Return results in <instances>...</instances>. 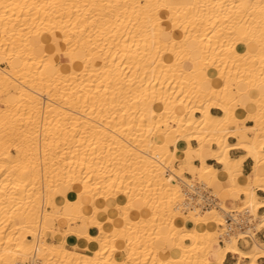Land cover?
Listing matches in <instances>:
<instances>
[{"label": "bare ground", "instance_id": "6f19581e", "mask_svg": "<svg viewBox=\"0 0 264 264\" xmlns=\"http://www.w3.org/2000/svg\"><path fill=\"white\" fill-rule=\"evenodd\" d=\"M127 2L0 0V264H259L257 237L218 238L232 210L264 228V0ZM184 170L227 180L216 207Z\"/></svg>", "mask_w": 264, "mask_h": 264}, {"label": "built area", "instance_id": "2783aa9c", "mask_svg": "<svg viewBox=\"0 0 264 264\" xmlns=\"http://www.w3.org/2000/svg\"><path fill=\"white\" fill-rule=\"evenodd\" d=\"M182 187L186 198L189 199L192 204H196L198 208L202 210H207L211 207H216L218 203V198L213 191L212 187L208 184L197 180H191V183H183ZM260 213V210H259ZM262 214V213H260ZM224 218V234L219 235L220 242L223 243V238L237 233H242L244 236L239 242H244L248 240L253 241L254 237L258 238V235L262 233V230H259L258 223L260 221L259 216L253 215L249 209L246 210H232L226 212L223 215ZM20 264H47L46 261L39 256L36 251L31 253L29 260L24 261Z\"/></svg>", "mask_w": 264, "mask_h": 264}, {"label": "rangeland", "instance_id": "374dc122", "mask_svg": "<svg viewBox=\"0 0 264 264\" xmlns=\"http://www.w3.org/2000/svg\"><path fill=\"white\" fill-rule=\"evenodd\" d=\"M132 0H129V2H127V3H129V5H130V7H128L127 8V10H132V9H137V5H138V2H136V0H133L132 2H131ZM103 3H104V6H103V8L105 9L104 10V12H107L108 11V0H103ZM135 6V7H134ZM110 8V7H109ZM107 9V10H106ZM110 9H113V7H111ZM79 13V12H78ZM80 13H81V11H80ZM96 13V12H95ZM90 14V13H89ZM86 15H87V13H86ZM90 16V15H89ZM50 56V58H51V55H49ZM65 55H62L61 57L63 58ZM62 61V60H61ZM2 67H4V68H6L7 70L8 69H10V67H9V65L6 63V62H3L2 64H0ZM19 89V84H17V85H15V87L13 88V90L14 91H17ZM240 123H237L236 125H239ZM247 124H253V122H250V121H248L247 122ZM19 126V125H18ZM68 126H71V121L70 120H67V127ZM77 128H79V129H82L83 128V125H81V124H79L78 126H77ZM68 130H70V127H69V129ZM8 137V138H7ZM11 136H4L3 138L8 142V144L11 146V147H9V149H10V151H12L13 153H15V155H17L18 157H19V150H17V149H15L14 147H15V143H16V147H18L17 145H19V142H21V140L23 139H20L19 138V134H18V139H17V137L16 138H13V140H12V138H10ZM24 137V136H23ZM44 139H43V141L45 142V144H43V148L42 149H40L41 150V152H40V150L39 149H37V150H39V153H38V151L36 150V152H35V149H33V147H31L30 148V152L28 151L27 153H29V156L30 157H36L35 155H36V153H38L37 154V156H40L42 153H45L44 155L45 156H47V155H49V153L52 151L50 148H49V145L47 144V142L49 143L50 142V140L49 139H51L49 136H45V137H43ZM10 140H11V143H10ZM20 140V141H19ZM230 141H231V138H230ZM192 143H193V145L194 146H196L197 145V142L196 141H192ZM47 147V148H46ZM18 149H19V147H18ZM34 150V151H33ZM34 153H33V152ZM30 153H32V154H30ZM2 155V154H1ZM0 155V162H2V161H4V158L2 157ZM17 157V158H18ZM2 158H3V160H2ZM197 164L199 163V161H195ZM181 162L180 161H175V167L177 168V169H179V170H181ZM11 165H14V164H11ZM19 165V164H18ZM18 165H17V167H18ZM216 166H218V167H220V165L219 164H217ZM19 168V167H18ZM6 170V169H5ZM7 171V170H6ZM6 171H4V172H6ZM185 172V173H184ZM182 177H184V178H186V179H190V180H197L198 179V177L195 175H191V174H189V173H187L185 170L183 171V174H182ZM193 178V179H192ZM212 187V189H213V191L217 194V188L216 187H214L213 185L211 186ZM241 197H242V199H240L238 202H236V205H242V204H244L245 203V197L243 196V195H241ZM264 216V215H263ZM138 218V217H137ZM28 237V236H27ZM30 239H32L33 241H34V238L33 237H29ZM259 239V238H258ZM49 242H51L52 240H51V238H48L47 239ZM260 240V239H259ZM218 241H219V238H218ZM260 241H263V240H260ZM222 243V242H221ZM224 243V242H223ZM222 243V244H223ZM246 245H247V248L246 249H249L250 248V246H251V244H248V243H245ZM162 254V252H160V255ZM243 263L244 262H246V261H242ZM147 264H149V263H147Z\"/></svg>", "mask_w": 264, "mask_h": 264}, {"label": "crops", "instance_id": "0c3cea01", "mask_svg": "<svg viewBox=\"0 0 264 264\" xmlns=\"http://www.w3.org/2000/svg\"><path fill=\"white\" fill-rule=\"evenodd\" d=\"M62 55H65V56L62 58V57H61ZM62 55H60L61 60H62L61 62H62L63 64H67V63H68V57H67V55H66V54H62ZM212 112L215 113V114H220V113H221V111H220L219 109H216V108H213ZM234 141H235V139H234V138H231V142H234ZM231 154H232L234 157H240V156H242V155L245 154V151H243V150H241V149H234V150H231ZM209 161H210L211 163H213L214 165H217V164H218V163H217L215 160H213V159H209ZM219 165H220V164H219ZM220 167H221V165H220ZM253 167H254V161H253L251 158L245 160L244 165H243V171H242V173H243L245 176H248V175L252 174V172H253ZM224 182H227V180L219 181V182H215V183L213 184V186H214V187H217V186H219V185L224 184ZM211 186H212V185H211ZM258 193H259V195L261 196V198L264 199V191H262V190H258ZM112 207H114V203L112 204ZM113 213H114V216H115V215H116V211H115L114 209H113ZM260 213L264 214V208H260ZM263 229H264V228H263ZM99 232H100V230H99V228H98L97 226H91V227H89V233H90L91 235H97V234H99ZM258 238H259L260 240H263V241H260ZM258 238H256V239L259 240L261 243H264V230L262 231L261 234L258 235ZM245 243L251 244V246H250L249 249H246V248H247V245H246ZM245 243H244V242H239L240 247H241L242 249H244V250H250V249L252 248L253 244H254V240H253L252 242H250V241H248V240H245ZM236 261H237V258H236L233 254H228L227 257H226V259H225L224 264H235ZM247 261H248V260H247ZM247 261H246V262H247ZM246 262H244V263H246ZM258 262H259V264H264V256H263V257H260V258L258 259ZM244 263L242 262V264H244Z\"/></svg>", "mask_w": 264, "mask_h": 264}]
</instances>
